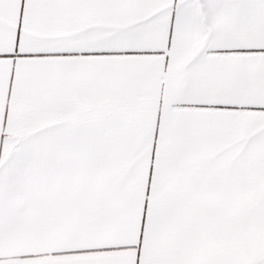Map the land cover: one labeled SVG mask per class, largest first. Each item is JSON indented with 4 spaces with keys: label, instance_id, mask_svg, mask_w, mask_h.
I'll list each match as a JSON object with an SVG mask.
<instances>
[{
    "label": "snow or ice",
    "instance_id": "1",
    "mask_svg": "<svg viewBox=\"0 0 264 264\" xmlns=\"http://www.w3.org/2000/svg\"><path fill=\"white\" fill-rule=\"evenodd\" d=\"M0 264H264V0H0Z\"/></svg>",
    "mask_w": 264,
    "mask_h": 264
}]
</instances>
